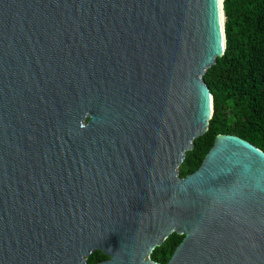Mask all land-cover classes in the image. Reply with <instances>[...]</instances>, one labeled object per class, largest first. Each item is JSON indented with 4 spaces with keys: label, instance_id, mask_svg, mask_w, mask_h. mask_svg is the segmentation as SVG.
Segmentation results:
<instances>
[{
    "label": "water",
    "instance_id": "water-1",
    "mask_svg": "<svg viewBox=\"0 0 264 264\" xmlns=\"http://www.w3.org/2000/svg\"><path fill=\"white\" fill-rule=\"evenodd\" d=\"M218 0H0V264H264V152L208 129Z\"/></svg>",
    "mask_w": 264,
    "mask_h": 264
},
{
    "label": "trees",
    "instance_id": "trees-1",
    "mask_svg": "<svg viewBox=\"0 0 264 264\" xmlns=\"http://www.w3.org/2000/svg\"><path fill=\"white\" fill-rule=\"evenodd\" d=\"M224 54L208 68L203 80L212 95L207 131L196 138L178 168L179 177L193 173L220 134L237 136L264 152V0H223ZM183 235L171 234L150 254L166 264ZM107 256L96 252V264Z\"/></svg>",
    "mask_w": 264,
    "mask_h": 264
},
{
    "label": "bare ground",
    "instance_id": "bare-ground-1",
    "mask_svg": "<svg viewBox=\"0 0 264 264\" xmlns=\"http://www.w3.org/2000/svg\"><path fill=\"white\" fill-rule=\"evenodd\" d=\"M223 0H218V9H219V14L221 16V4Z\"/></svg>",
    "mask_w": 264,
    "mask_h": 264
},
{
    "label": "flooded vegetation",
    "instance_id": "flooded-vegetation-1",
    "mask_svg": "<svg viewBox=\"0 0 264 264\" xmlns=\"http://www.w3.org/2000/svg\"><path fill=\"white\" fill-rule=\"evenodd\" d=\"M106 259H108V258H106ZM106 259H104V260H106ZM104 260H100L99 262L104 261ZM99 262H97V263H99ZM97 263H96V264H97Z\"/></svg>",
    "mask_w": 264,
    "mask_h": 264
}]
</instances>
